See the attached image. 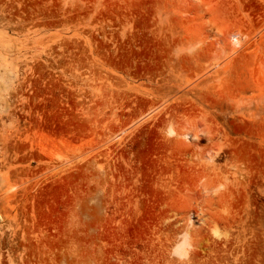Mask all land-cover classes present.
Instances as JSON below:
<instances>
[{
    "label": "rangeland",
    "instance_id": "1",
    "mask_svg": "<svg viewBox=\"0 0 264 264\" xmlns=\"http://www.w3.org/2000/svg\"><path fill=\"white\" fill-rule=\"evenodd\" d=\"M0 214V264H264V0H0Z\"/></svg>",
    "mask_w": 264,
    "mask_h": 264
},
{
    "label": "clouds",
    "instance_id": "2",
    "mask_svg": "<svg viewBox=\"0 0 264 264\" xmlns=\"http://www.w3.org/2000/svg\"><path fill=\"white\" fill-rule=\"evenodd\" d=\"M173 254L175 255L176 253H175V250L173 251ZM184 257H181V259H183Z\"/></svg>",
    "mask_w": 264,
    "mask_h": 264
},
{
    "label": "bare ground",
    "instance_id": "3",
    "mask_svg": "<svg viewBox=\"0 0 264 264\" xmlns=\"http://www.w3.org/2000/svg\"><path fill=\"white\" fill-rule=\"evenodd\" d=\"M0 218H2L1 214H0Z\"/></svg>",
    "mask_w": 264,
    "mask_h": 264
}]
</instances>
